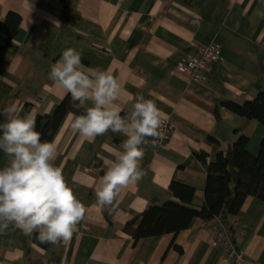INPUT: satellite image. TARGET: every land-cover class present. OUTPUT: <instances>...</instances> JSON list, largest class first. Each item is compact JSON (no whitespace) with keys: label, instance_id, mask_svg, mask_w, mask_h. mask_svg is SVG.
Listing matches in <instances>:
<instances>
[{"label":"crops","instance_id":"1","mask_svg":"<svg viewBox=\"0 0 264 264\" xmlns=\"http://www.w3.org/2000/svg\"><path fill=\"white\" fill-rule=\"evenodd\" d=\"M258 9L264 11V0H0V21L8 12L21 18L14 47L0 30V112L12 104L21 116L52 112L66 92L49 79L51 66L71 47L86 68L109 71L118 81L123 114L143 95L173 125L165 147L145 146L143 179L102 209L95 189L126 137L109 131L89 141L72 131L68 113L51 141L54 164L85 205L84 218L66 246L45 248L10 225L0 234V264H232L211 246V222L193 219L174 236L137 242L123 227L153 201L171 198L170 181L192 186V204L201 206L207 165L238 135L248 138L251 154L258 153L264 127L220 105L264 91V17ZM191 42L215 43L222 56L201 83L177 70ZM6 164L0 151V168ZM220 219L243 251V264H264V202L248 196L236 214Z\"/></svg>","mask_w":264,"mask_h":264},{"label":"clouds","instance_id":"2","mask_svg":"<svg viewBox=\"0 0 264 264\" xmlns=\"http://www.w3.org/2000/svg\"><path fill=\"white\" fill-rule=\"evenodd\" d=\"M256 15L264 17V11L258 9ZM49 79L70 94L74 107L84 108L83 114L69 113L74 133L89 141L109 131L126 137L123 151L95 189L97 206L111 207L125 188L146 175L140 162L145 146L155 147L166 138L165 114L155 101L137 95L131 110L121 115V85L109 71L86 68L81 54L71 47L51 66ZM20 112L16 104L0 112L6 117L0 123V151L7 157V164L0 168V234L11 225L26 236L35 234L40 244L66 246L86 207L66 182L62 168L54 164L56 144L41 140L36 113L21 116Z\"/></svg>","mask_w":264,"mask_h":264},{"label":"trees","instance_id":"3","mask_svg":"<svg viewBox=\"0 0 264 264\" xmlns=\"http://www.w3.org/2000/svg\"><path fill=\"white\" fill-rule=\"evenodd\" d=\"M21 18L15 12H8L0 21V30L6 36V44L13 46ZM220 105L240 117L255 120L264 127V91L242 103L222 100ZM84 108L74 107L70 94H66L49 114H36V130L41 140L51 142L68 113L83 114ZM123 112L121 113V115ZM248 138L238 135L225 151H218L207 165L204 184V199L201 206L192 204L194 188L190 185L170 181L167 193L171 198L149 204L144 211L125 223L123 231L134 242L139 239L164 234L173 236L187 228L193 219L211 222L214 218H223L236 214L244 200L253 196L264 202V136L260 141L258 153L253 155L246 149ZM199 159L205 162L201 153ZM40 247V244L32 238Z\"/></svg>","mask_w":264,"mask_h":264},{"label":"built area","instance_id":"4","mask_svg":"<svg viewBox=\"0 0 264 264\" xmlns=\"http://www.w3.org/2000/svg\"><path fill=\"white\" fill-rule=\"evenodd\" d=\"M191 23L198 24V20L191 19ZM189 52L184 54L177 64V70L186 74L191 83H201L211 67L222 61L220 48L215 43L202 44L191 42ZM166 117V116H165ZM162 130L166 134V138L159 142L156 147L163 148L168 143L172 132L173 125L168 117L162 126ZM210 231L212 234L211 246L220 248L224 260L230 261L232 264H243L244 253L233 242L229 229L224 226L219 217L211 221Z\"/></svg>","mask_w":264,"mask_h":264}]
</instances>
